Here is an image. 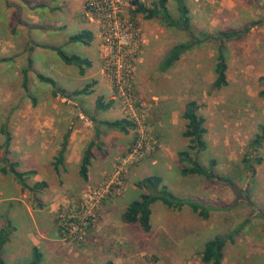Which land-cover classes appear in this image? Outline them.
I'll return each mask as SVG.
<instances>
[{"label":"rangeland","instance_id":"rangeland-1","mask_svg":"<svg viewBox=\"0 0 264 264\" xmlns=\"http://www.w3.org/2000/svg\"><path fill=\"white\" fill-rule=\"evenodd\" d=\"M184 1L196 34L250 29L239 39L215 38L196 45L173 67L162 71L159 65L165 53L174 44L187 41L188 31L167 25L161 17L147 19L144 14L135 13V4L136 8L127 14L135 21L137 34L126 49L116 52L103 40L99 25L91 21L84 9L97 38L87 51L91 56L97 52L100 57L95 69L103 74L104 87L99 93L114 101L113 109L97 112L96 117L127 118L136 123V128L128 134L104 129L103 146L96 148L97 158H109L104 175H93L92 180L81 178L78 185L77 172L63 171L60 179L56 174L55 190L65 200L56 199L58 208L53 222L59 240L53 246L55 256L48 252L45 264H103L108 259L116 264H212L202 260V251L205 242L216 235L228 237L221 264H264V160L261 164L256 162L260 156L264 159V143L257 152L250 146L264 123V95L260 94L264 89L260 80L264 76V0ZM153 2L144 3L152 6ZM167 5L172 15L178 17V1L168 0ZM221 44L228 60L229 83L214 89ZM71 46L68 49L76 51L81 45ZM2 47L7 46L0 45V57ZM116 53L119 71L110 72ZM10 54L13 60L0 63V123L9 118L12 131L19 117L52 114L74 121L63 120L62 132L68 131L69 126H73L71 132L78 125L85 129L87 116L80 114L96 112L98 94L68 99L61 94L55 96L49 86L35 83L32 71L26 92L22 87V69L28 62L20 59L19 53ZM52 71L57 77L63 72V79L76 77L73 86H81L77 70H60L54 62ZM59 84L63 86L65 81ZM107 88L109 92H104ZM190 100L198 102L199 113L206 119L208 148L200 159L205 165L215 158V170L221 177L230 178L232 184L181 173L184 164L177 153L188 143L183 135L187 123L183 112ZM40 102L46 103L41 110ZM84 129L78 133H84ZM248 161L255 172L246 167ZM152 174L161 175L179 197L207 205L209 216L204 218L188 205L174 209L157 201L152 205L150 231H144L139 223L126 222L125 210L141 192L138 181ZM9 187L11 183L7 181L2 191L5 196L0 193V199L7 197L5 190ZM17 194L8 203L17 205V201L26 199L20 189ZM72 225L85 231L82 237L64 234Z\"/></svg>","mask_w":264,"mask_h":264},{"label":"crops","instance_id":"crops-1","mask_svg":"<svg viewBox=\"0 0 264 264\" xmlns=\"http://www.w3.org/2000/svg\"><path fill=\"white\" fill-rule=\"evenodd\" d=\"M84 9V0H0V45L4 44L7 46L6 48L2 47V56H9L8 54L16 52L20 54L18 56L20 59H26L28 61V58L31 57L33 60V68L31 71L35 75V83L41 86H49L52 94L54 87L49 83L41 81L36 72H41L54 78L57 86L66 89L68 92L82 88L87 83L94 82L92 92L84 96L94 94H98L97 98L106 96L103 93H99L104 87L103 74L101 71L95 69L100 60L99 54L96 52L94 56H91L87 51V48L91 47L92 43L97 41V38L94 31L95 28L92 25L93 23H90L85 16ZM82 30L92 31L94 34L93 40L89 44L71 42L70 37ZM71 43L81 46L77 47L78 50L71 51L68 49V47H72ZM65 45L68 50L65 48ZM51 47H61L67 53H77L86 56L92 60L93 65L86 70L84 75H81L76 66L64 64L56 50ZM4 49H8V51L5 53ZM21 53L23 54L21 55ZM57 57L59 58L58 60H56ZM51 59H53L52 62L50 61ZM41 60L44 61V64L42 63L43 65H41ZM54 62L55 65L58 63L60 70L62 68H67L72 72L77 70V76L81 77L78 80L82 81L81 86H73L74 82L77 81L76 77H74L75 79H63V72H60L59 77H57L55 72L52 71ZM63 81H65L64 87L59 84V82L61 83ZM105 90L104 92H109L108 88ZM64 97L68 99L80 96ZM104 98H107L105 100L112 99L108 96ZM96 100L94 108L96 107ZM45 104V102H40L38 109H43ZM111 109L113 108L111 107L105 111ZM100 111L104 112L103 110H96L92 114L82 111L83 113L80 116H87V121L85 122L87 126L84 129L82 128L83 125H78L75 126V131H70L64 165L59 166V171L54 168L53 162L62 147L64 135L69 132L70 127H73L69 126L68 131L62 132L60 126L63 124V120L66 122L71 121V123H74V121L52 114H39L32 118L19 117L16 119L15 126H13L14 128L11 131L13 137L11 159L19 161V169L22 171H37L35 175L30 176L27 180L30 186L34 185L37 181H45L47 186L37 193L28 191V195L26 193L27 190L23 191L21 185L11 174L8 178L7 174L5 175L0 171L1 195H4L2 191L6 188L7 181L11 183L12 187H9L7 191L5 190L7 197L0 199V229L8 222L12 228L9 240L2 250L7 264H18L30 261L34 246H37L43 254L41 264L46 263V255L48 252H51L53 257L55 256L56 252L53 246H56L59 240L57 239L59 238L58 229L55 222H53L54 213L58 208L56 199L65 200L55 190L58 187V184L55 183L57 179L56 174H58L60 179L63 176V171L77 172L78 177L76 180L79 185L81 181L79 179L82 178L79 174L82 155L87 144L94 138L96 128V124L92 121L91 117H96V113ZM24 124L28 125L29 129L27 126L23 127ZM82 129H84L85 134L83 132L78 133ZM104 129L113 130L101 126L102 134ZM102 134L101 136L103 137ZM96 148L93 150L94 157L89 168V180H92L93 175L97 174L99 177L104 175L109 165L108 155L100 156V158L96 157ZM3 156L4 149L0 150V158ZM2 165L3 162L0 159V167ZM18 189L25 193L26 199H20L17 201L19 203L17 205L8 203L13 201L14 197L18 195Z\"/></svg>","mask_w":264,"mask_h":264},{"label":"trees","instance_id":"trees-1","mask_svg":"<svg viewBox=\"0 0 264 264\" xmlns=\"http://www.w3.org/2000/svg\"><path fill=\"white\" fill-rule=\"evenodd\" d=\"M178 1V11L179 16L174 17L169 10L167 5L168 0H154L152 6H147L139 0H135L137 8L135 13H142L147 19L153 17H161L163 21L173 27H178L188 31L190 37L187 41L179 42L174 44L165 53V56L160 62V69L166 71L173 67L177 61H179L182 56L189 50L193 49L196 45H201L206 41L219 39L221 41L239 39L244 37L249 31L250 27L244 29H229V30H219L215 35L207 33L205 31H199L195 33L194 28L191 23L190 9L184 0ZM94 38V34L90 30H82L70 37L72 42H82L89 44ZM212 38V39H211ZM56 50L60 58L69 65H74L79 69L81 75L86 73V70L93 65L90 58L77 54V53H67L61 47H51ZM15 58V57H13ZM13 60L11 56H1L0 63L9 62ZM28 66L22 69V87L26 92L29 91V71L33 68V60L31 57L28 58ZM228 60L224 50V45L221 44L218 47L215 74L216 78L213 82L214 89H221L227 86L228 81ZM38 78L46 83L51 84L54 87L53 95L61 94L66 97L87 95L92 92V86L94 82L85 84L82 88H77L71 92L66 89L58 87L57 82L54 78L47 76L41 72H36ZM260 80L264 83V76L260 77ZM261 95H264V89L260 91ZM113 99L105 100L103 96H100L96 100V110H107L112 107ZM183 116L186 120V128L183 132L185 138L188 139L186 148L178 151L177 155L179 160L184 164L181 169V173L184 176L199 175L204 176L208 180H223L228 184H232V180L225 176L221 177L215 170L217 165V160L215 158L209 159L207 164H203L201 161L202 153L208 148V143L206 139L207 127L205 125V117L199 113V105L196 100H190L186 103ZM92 121L96 124L94 138L87 144L80 163L79 174L84 180L89 179V168L91 161L94 157V148H101L103 142L101 141V126H105L108 129L117 130L123 134L130 133L136 128V123L127 118H116V119H102L99 120L96 117H91ZM7 121H2L0 123V134L2 136V142H0V150L4 149V156L1 159L3 165L0 167V171L4 174H11L16 181L21 185L22 190H29L31 192L37 193L43 190L47 183L45 181H37L34 185L30 186L28 183V178L37 173L36 170L22 171L19 169V161L11 159L12 153V133L9 128ZM70 130L64 135V140L62 142V147L55 157L53 162L54 168L59 171V166L64 165L65 153L67 151V146L69 143ZM264 143V123L260 124L259 131L256 133L255 137L251 140L250 146L254 152L262 146ZM263 157H258L256 159L257 164L263 162ZM245 161V159H244ZM248 170L252 173L255 169L250 165L249 161L246 164ZM138 187L141 192L138 198L132 200L124 213V220L129 223H139L144 231H150L152 228V205L161 201L170 208H182L184 205H188L193 209V211L198 212L204 218L209 216V208L203 203L192 200L184 199L172 192L169 187L164 183V179L159 174H152L145 176L143 179L138 181ZM12 232L11 224L8 222L4 227L0 229V264H7L5 258L3 257V247L9 240V236ZM228 237L222 235H216L213 238L207 240L204 244L202 251V260L205 263L221 264L225 257V247L227 244ZM43 254L37 246L32 249V258L30 261L21 262L18 264H41ZM103 264H116L112 259L106 260Z\"/></svg>","mask_w":264,"mask_h":264},{"label":"built area","instance_id":"built-area-1","mask_svg":"<svg viewBox=\"0 0 264 264\" xmlns=\"http://www.w3.org/2000/svg\"><path fill=\"white\" fill-rule=\"evenodd\" d=\"M139 1L144 3L146 0ZM135 4V0H85V9L91 21L99 25L103 40L116 48V52L126 49L137 34L135 21L127 14L131 8H136ZM112 59L115 61L109 67L110 72L114 69L119 71L118 53ZM84 233L78 225H72L67 227L64 234L76 238L82 237Z\"/></svg>","mask_w":264,"mask_h":264}]
</instances>
